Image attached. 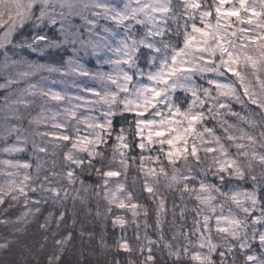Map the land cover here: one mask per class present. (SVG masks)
<instances>
[{
    "label": "snow or ice",
    "instance_id": "1",
    "mask_svg": "<svg viewBox=\"0 0 264 264\" xmlns=\"http://www.w3.org/2000/svg\"><path fill=\"white\" fill-rule=\"evenodd\" d=\"M0 264H264V0H0Z\"/></svg>",
    "mask_w": 264,
    "mask_h": 264
}]
</instances>
